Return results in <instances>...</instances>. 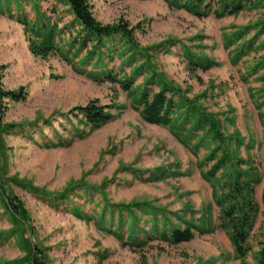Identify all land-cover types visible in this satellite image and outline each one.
Instances as JSON below:
<instances>
[{
  "label": "rangeland",
  "instance_id": "374dc122",
  "mask_svg": "<svg viewBox=\"0 0 264 264\" xmlns=\"http://www.w3.org/2000/svg\"><path fill=\"white\" fill-rule=\"evenodd\" d=\"M219 1L214 0L200 17L172 7L167 0H89V4L102 25L123 22L135 29V41L147 51L156 73L212 116L224 137L233 138L228 141L229 152L249 163L242 170L255 169L259 214L246 258L247 264H255L254 254L264 242V68L254 72L264 61V7L243 3L238 14L218 18ZM6 4L0 0L2 85L6 91L23 89L26 99L4 102L1 124L8 130L0 135V179L23 203L29 220L14 222L0 201V264H25L23 240L38 246L48 264H240L218 228L213 189L201 177L205 169L199 163L215 144L206 138L195 155L173 129L145 122L133 96L119 84L95 78L99 70L83 65L86 52L73 46L78 27L71 25L66 6L57 0ZM16 16L27 18L30 25L37 17L57 24L59 52L44 59L34 56ZM240 31L242 38H232ZM246 42L253 48L236 59ZM108 47L122 49L117 38ZM187 56L205 60L207 68L194 66ZM101 58L103 70L117 79L129 77L144 63L142 56L129 66L115 54L112 59ZM95 61L97 57L91 63ZM148 79L150 75L141 70L131 89H143ZM93 101L111 107L113 118L106 124L91 128L80 116L69 115L73 108ZM194 135L187 139L190 147L204 133ZM86 190L92 191L91 197ZM112 206L130 210L120 207V217ZM153 210L157 221L162 214L173 223L180 218L200 232L188 243L168 244L151 234ZM132 220L133 236L142 241L139 245L129 242Z\"/></svg>",
  "mask_w": 264,
  "mask_h": 264
},
{
  "label": "trees",
  "instance_id": "16d2710c",
  "mask_svg": "<svg viewBox=\"0 0 264 264\" xmlns=\"http://www.w3.org/2000/svg\"><path fill=\"white\" fill-rule=\"evenodd\" d=\"M57 1L67 7L69 14L72 16L71 25L78 27L73 39V46H77V50L86 52L85 57L81 59L83 65H88L96 71L99 70L100 73L93 74L95 78L104 77L111 82L119 84L124 91L133 96L135 101L134 105L137 108H141V116L145 122L173 129L175 131L174 135L184 146L191 148L195 155L197 154L198 147L203 145L206 138L215 144L214 148L199 163V167L205 169L202 171L201 177L213 189V202L219 210L218 228L227 236L240 264H247L246 258L251 252L249 240L259 214V205L254 198L255 186L260 181L255 174V169L251 166L245 170L241 169V166L249 164L247 161L238 159L229 152L228 141L233 140V138L224 137L217 121L212 116L203 113L195 101L185 99L179 88L167 82L160 74L156 73L154 67L150 64L147 51L145 53L141 51L135 41V29L130 28L128 24L123 22L102 25L94 18L89 0ZM167 1L172 7L183 9L197 17L206 14L210 10L211 3L214 2V0ZM6 3L8 4V0H6ZM243 3H257L264 7V0H232L230 2L221 0L219 1V9L215 11L216 16L220 18L238 14L243 10ZM201 8H203L202 11ZM16 18L17 22L25 30L27 41L29 42V49L34 56L44 59L49 55L59 52L55 46L58 31L57 24H49L45 17H37L32 25H30V22L25 17L20 18L16 16ZM116 38L118 45H121L122 49L119 51L114 47L108 49V44H111ZM232 38L235 40L242 38V32L234 33ZM231 39H229V44L233 42ZM252 48L251 42L244 43L237 53L236 59L248 54ZM114 54L118 59L124 60L122 64L126 66H129L131 62H136L135 58L139 56L144 58V63L137 69H134L129 77L117 79L113 77L111 72L103 70L105 64L101 58L102 56H106L112 59ZM61 56L63 60L67 61L64 55ZM95 57H97V61L91 63ZM187 58L194 66L202 69L207 68V66H204L205 60L198 61V59L196 60L191 56H187ZM257 68H264V61L256 65L254 72ZM141 70L148 73L150 79H148L143 89H138L137 91L132 90L131 84L135 80V77L141 73ZM149 86H157L159 90L153 92L151 88H147ZM25 99L26 94L23 89L18 91L4 90L0 75V135L8 130L7 126L3 127L1 124L6 108L4 102L6 100L22 102ZM110 109V106H100L96 101H93L86 106L73 108L69 112V115L74 118L80 116L91 128H98L113 118L110 114ZM261 118L264 126V118L262 116ZM187 125H190L189 130L186 129ZM196 131H201L204 135L199 139L197 144L190 147L187 139L194 138V132ZM186 132L187 135L182 137L181 134ZM219 172H221L220 176L218 175ZM85 193L89 194L87 196H90L92 191L86 190ZM97 193L99 194V192ZM63 197L69 198V196ZM0 201L3 209L14 222L18 221L19 223L28 224L29 218L23 203L5 188L1 179ZM112 207V209L115 208L116 212L120 213V217L123 212L119 209L120 207L128 211L130 210L129 206ZM72 211L75 214H79V210L73 209ZM156 212L154 210L150 212L154 215L151 222V234L163 239L168 244L177 245L188 243L194 238V233L199 231L193 224L180 218L176 223H173L162 213H160L162 214V219L157 221L155 217ZM113 213V211L110 212L111 215ZM131 223L129 242L134 245H139L142 241L133 236L135 221L132 220ZM109 232L116 237H120V239L122 238V236H118L115 232H111L110 230ZM146 237L150 238L149 234H146ZM22 243L25 252V264H48L44 252L38 246L32 245L27 240H23ZM253 259L255 264H264V242L259 243V248L254 254Z\"/></svg>",
  "mask_w": 264,
  "mask_h": 264
}]
</instances>
